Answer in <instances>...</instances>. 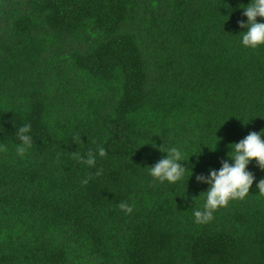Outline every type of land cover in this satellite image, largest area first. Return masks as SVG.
I'll return each mask as SVG.
<instances>
[{
  "label": "trees",
  "instance_id": "16d2710c",
  "mask_svg": "<svg viewBox=\"0 0 264 264\" xmlns=\"http://www.w3.org/2000/svg\"><path fill=\"white\" fill-rule=\"evenodd\" d=\"M250 2L0 0V264H264L255 184L208 222L192 213L196 176L264 129V46L243 47L238 23ZM153 141L192 175L154 181ZM100 146L95 167L79 159Z\"/></svg>",
  "mask_w": 264,
  "mask_h": 264
},
{
  "label": "clouds",
  "instance_id": "9594fccd",
  "mask_svg": "<svg viewBox=\"0 0 264 264\" xmlns=\"http://www.w3.org/2000/svg\"><path fill=\"white\" fill-rule=\"evenodd\" d=\"M240 8L243 10V16L246 17V20L242 19L238 22L242 29H246L241 32L242 46L253 50L264 46V22L257 19L258 17L264 18V0H251L247 5L241 4ZM31 132V124L25 123L14 133L20 141L15 150L21 158L33 146ZM148 144L153 148H158L162 153H166V156L162 157L155 165L147 167L149 175L154 181L175 185L183 180L185 173L190 169L185 168L181 162L188 161L190 156L185 157L184 150L179 146H158L154 141L144 145ZM230 147L232 151L228 153L229 159L222 160V166L218 170L211 169L207 175L196 176L198 183L209 185L207 191L202 192L205 194L203 206L192 207L196 223L212 220L214 213L220 208L227 207L230 201L245 199L250 194V189L254 184L259 190L258 195L264 196V179L257 180L255 174L248 170L249 164L255 160L257 166L264 171V129L259 132H250L245 138L230 145ZM3 148L6 146L0 145V149ZM106 155V149L100 146L96 150L82 153L79 159L87 166L95 167L97 156L102 158ZM102 173L103 170L99 169L95 175L99 176ZM91 179L92 177L88 176L81 183L87 185ZM119 207L129 214L133 211V206L126 202H121Z\"/></svg>",
  "mask_w": 264,
  "mask_h": 264
}]
</instances>
